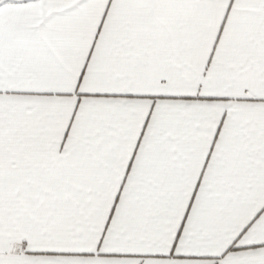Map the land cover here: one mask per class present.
Here are the masks:
<instances>
[{
  "label": "snow or ice",
  "instance_id": "obj_1",
  "mask_svg": "<svg viewBox=\"0 0 264 264\" xmlns=\"http://www.w3.org/2000/svg\"><path fill=\"white\" fill-rule=\"evenodd\" d=\"M0 264H264V0H0Z\"/></svg>",
  "mask_w": 264,
  "mask_h": 264
}]
</instances>
